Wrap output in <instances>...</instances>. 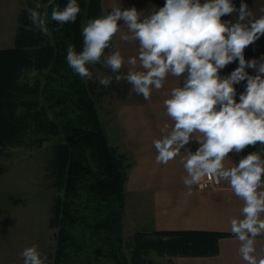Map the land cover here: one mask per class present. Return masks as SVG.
Wrapping results in <instances>:
<instances>
[{
	"label": "clouds",
	"instance_id": "clouds-1",
	"mask_svg": "<svg viewBox=\"0 0 264 264\" xmlns=\"http://www.w3.org/2000/svg\"><path fill=\"white\" fill-rule=\"evenodd\" d=\"M48 3L52 21L60 25L76 22L77 0H68L62 9L53 6V0ZM40 8L37 3L26 11L32 24L38 22L40 32L47 35L48 15L42 18ZM234 11L232 0H165L162 7L141 19L135 7L122 10L116 4L87 21L81 32L82 50L68 47L66 60L82 80L91 79L90 65L106 66L116 73L117 83L126 81L145 100L151 98L153 89L164 86L169 75L180 79V86L172 88L163 101L173 123L167 135L153 140L156 163L167 165L180 156L181 149L199 133L194 141L199 146L182 158L187 173L183 184L191 195L193 185L200 191L208 186L204 180L215 185L225 182L243 202L240 217L230 220V232L239 241V256L245 264H264V245L256 243L258 237L264 238V158L253 151L233 167L224 163L230 153H240L258 142L264 146V62L258 74L250 76L245 68H256L257 61L244 58L245 48L264 36V15L255 18L241 0L237 22L229 26L221 18ZM246 19L247 24L241 23ZM124 26L131 35H121L120 40L138 42V55L127 61L119 50H110ZM236 60L238 67L222 79L220 70ZM125 63L131 67L121 73ZM241 81L247 83L237 101L234 86ZM99 83L107 87L111 77H102ZM168 128L165 124L164 129ZM21 256L23 264H45L47 260L36 245L23 249Z\"/></svg>",
	"mask_w": 264,
	"mask_h": 264
},
{
	"label": "trees",
	"instance_id": "trees-1",
	"mask_svg": "<svg viewBox=\"0 0 264 264\" xmlns=\"http://www.w3.org/2000/svg\"><path fill=\"white\" fill-rule=\"evenodd\" d=\"M67 2L53 0V6L62 9ZM77 2L76 22L60 25L50 18L48 0H39V11L48 15L47 35L22 10L14 47L0 49V151L52 143L44 167L55 191L49 225L56 232L49 264H155L146 259L151 252L216 255L218 240L226 234L153 231L124 239V185L132 159L110 144L98 103L106 92L119 94L127 88L82 80L68 66L66 49L82 50V28L102 10L100 0ZM31 72L32 77L26 76Z\"/></svg>",
	"mask_w": 264,
	"mask_h": 264
},
{
	"label": "crops",
	"instance_id": "crops-1",
	"mask_svg": "<svg viewBox=\"0 0 264 264\" xmlns=\"http://www.w3.org/2000/svg\"><path fill=\"white\" fill-rule=\"evenodd\" d=\"M243 2L247 4L248 10L254 4L253 0H243ZM258 2L261 3L260 6L252 7L250 10L255 18L264 15V12L260 11L264 8V0H258ZM231 14L232 18L234 15L239 17L238 12ZM248 22L246 19L241 23L247 24ZM120 35L122 33L117 34V36ZM262 43H264V36H261L244 50L246 61L253 59L257 61L256 68H245L250 76L257 75L259 64L264 62V44ZM6 44L0 49L14 47L15 32L12 38H7ZM110 50H119L125 61L138 55L137 46H128L126 43L124 44V41L115 37ZM110 50H106V53ZM238 65L239 61L236 60L221 69L219 73L221 78L230 76ZM124 67L131 66L125 63ZM137 70H141L139 65H137ZM121 81L122 84L117 83L116 80L111 82L126 87L127 92L124 91V93L119 94L106 92L102 98L107 96L111 99L112 94H114L117 99L124 100L131 90H129L127 82ZM246 83V81H241L234 86L237 92V101L239 94L245 90ZM178 86H180V79L169 75L161 90L153 89L152 93L155 92L159 95L158 97L151 96L149 100L142 97L141 99L137 98L138 100H134V102L114 103V107L107 109L106 114H104L108 120V130L105 128V132L110 144L132 159V166L128 170L124 185L123 231H126L128 235L135 232L149 233L153 231H202L226 234L219 238L218 253L214 256L171 257H183L182 260L191 259L193 260L191 261L192 264H245L238 253L239 241L230 232V220L234 217H240L243 202L231 192L225 182H222L217 188L203 191L198 190L193 185L191 195L188 194V188L183 184V179L187 173L184 171L182 158L189 149L194 152L199 146L198 143L194 142L199 133L193 135V142L181 149L180 156H177L167 165L156 163L157 153L153 146V140L162 135H167L173 123L166 115L163 101L169 98L171 89ZM165 124L169 125L168 129H164ZM253 151H258L264 158V146L258 142L256 146H249L240 153H230V158L224 162L225 167H233L234 163L238 162L241 157ZM1 163H3L2 159H0ZM48 202H46V206H48L45 209L48 210L45 217L46 222H43L46 229L44 231L45 225H43V234H39L41 243V251L39 252L42 257H47L45 264H49L51 252L49 239L51 237L53 239L54 236L52 233L50 237L48 233V230L53 229L49 225L52 197L49 198ZM42 207L45 208L43 204ZM1 209L0 206V212ZM10 227L11 224L6 225L5 218L3 217L2 220L0 214V264H23L21 253L27 245L20 246L21 242L16 243L15 238L9 234ZM54 230L56 232V229ZM11 243L16 245L14 251L7 245ZM256 243L258 247L264 245V238L258 237Z\"/></svg>",
	"mask_w": 264,
	"mask_h": 264
},
{
	"label": "rangeland",
	"instance_id": "rangeland-1",
	"mask_svg": "<svg viewBox=\"0 0 264 264\" xmlns=\"http://www.w3.org/2000/svg\"><path fill=\"white\" fill-rule=\"evenodd\" d=\"M89 1V0H88ZM102 9H107L111 11L113 5L119 4L121 9L135 7L141 12V19L145 16L150 15L153 10H158L165 3V0H100ZM246 1V0H245ZM254 4L252 7L260 6L261 3L258 0H253ZM203 3V0H201ZM39 3V0H0V48L1 46H6L7 38H12L13 33L17 32L19 27V15L22 10L30 8V5L34 6ZM232 3L236 6V11L239 13V7L241 0H233ZM45 8V5L43 6ZM257 8V7H256ZM250 9V10H251ZM42 18H44L42 16ZM223 22L234 24L237 22V16L225 15L222 18ZM122 23V21H121ZM15 30V31H14ZM14 31V32H13ZM122 35H131L128 32L127 27L121 28ZM121 36V35H120ZM120 36H115V38L120 39ZM128 46H137L138 42H124ZM264 44V43H262ZM92 77L91 80L99 83V79L102 77H111V81L115 80L116 73H113L106 66L101 68H91ZM128 68L123 67L121 69L122 73H127ZM26 76L32 77L35 72L26 73ZM126 82V81H125ZM120 84L123 82L120 81ZM129 90H131V85H129ZM162 89V88H161ZM160 89V90H161ZM109 99V97L101 98L98 103L99 118L104 129L108 130V120L105 115L107 109L114 107V103L120 102H134V100L141 99L142 95H137L132 90L126 95L124 100L117 99L114 96ZM151 96L158 97L159 95L155 92ZM138 98V99H137ZM52 143L48 142L43 145L41 149L32 147H7L2 149L0 159L2 162L0 164V206L1 217L5 218L6 225L11 224L9 234L12 238H15L16 243L21 242L20 246L27 247L36 245L41 251V243L39 241L40 235H42V227L45 225V217L48 210L46 202L55 193L54 188L51 186L50 178H46L47 171L43 170L46 167L48 154L51 151ZM4 159V160H3ZM49 203V202H48ZM45 206V208L42 207ZM43 210V211H42ZM44 220V221H43ZM46 225L44 226V231ZM8 231V228H6ZM54 229L48 230L50 237L52 233L54 234ZM125 240L129 238L126 231H122ZM40 234V235H39ZM45 232V237H46ZM50 240V251L53 249L55 244L52 237ZM14 251L15 244H7ZM146 259L151 260L155 264H192L191 259L182 260L183 257H171L168 255L160 256L156 252H151L146 256Z\"/></svg>",
	"mask_w": 264,
	"mask_h": 264
},
{
	"label": "built area",
	"instance_id": "built-area-1",
	"mask_svg": "<svg viewBox=\"0 0 264 264\" xmlns=\"http://www.w3.org/2000/svg\"><path fill=\"white\" fill-rule=\"evenodd\" d=\"M202 182H203V183H206V184L208 185L204 190L219 187V185L212 184V183L208 182L207 180H204V181H202ZM196 188L198 189L197 186H196ZM198 190H199V189H198Z\"/></svg>",
	"mask_w": 264,
	"mask_h": 264
}]
</instances>
